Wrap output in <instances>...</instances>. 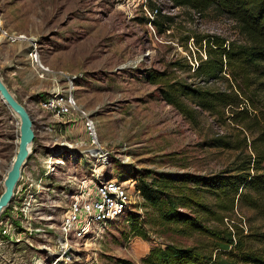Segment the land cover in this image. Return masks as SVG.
Wrapping results in <instances>:
<instances>
[{
  "label": "rangeland",
  "instance_id": "374dc122",
  "mask_svg": "<svg viewBox=\"0 0 264 264\" xmlns=\"http://www.w3.org/2000/svg\"><path fill=\"white\" fill-rule=\"evenodd\" d=\"M143 6L160 10L154 17L161 24L159 31L147 21ZM194 34L244 43L235 22L215 7L199 15L175 8L169 0H0V79L28 112L34 131L13 200L0 216V264H140L152 248L169 244L216 255L215 241L205 235L183 233L176 224L155 226L150 208L103 226L97 240L71 241L65 253L58 248L62 218L83 182L214 176L226 170L238 152L208 142L219 137L235 142L243 136L251 141L250 133L241 135L231 122L220 123L206 112L197 114L194 122L186 120L161 100L158 85L146 79L152 71L186 78L169 64L185 58L196 65L198 57L205 59L190 38ZM209 86L225 88L221 82ZM68 91L95 121L96 146L88 141L80 120L70 123L40 108L44 99ZM257 97L256 115L262 119L264 90ZM19 137V118L0 96V195ZM205 202L214 200L206 197ZM224 216L222 223L206 225L220 231L234 225L242 238L264 233V221L240 203ZM3 230L19 236L3 235Z\"/></svg>",
  "mask_w": 264,
  "mask_h": 264
},
{
  "label": "trees",
  "instance_id": "16d2710c",
  "mask_svg": "<svg viewBox=\"0 0 264 264\" xmlns=\"http://www.w3.org/2000/svg\"><path fill=\"white\" fill-rule=\"evenodd\" d=\"M169 1L175 8H189L199 15L217 8L235 22L244 43L228 42L218 35L194 34L190 38L203 49L205 59L198 57L196 65L185 58L169 64L186 78L173 76L172 71H152L146 79L158 85L161 100L186 120L194 122L197 114L206 112L220 123L231 122L241 135L250 133L251 141L247 143L243 136L235 142L227 137L208 142L213 148L238 152L235 161L217 175H163L151 183L145 175L137 180L143 209H153L156 214L151 223L162 227L176 224L183 227V233L190 230L205 235L215 241L218 250L214 255L198 247L169 244L152 248L140 264H264V233L242 238L234 225L222 231L206 225L209 221L222 223L224 214L231 213L238 203L264 221V117L256 115L257 96L264 90V0ZM157 14L161 15L160 10ZM147 21L160 30L161 24L154 18ZM211 82H221L225 88H211ZM206 197L214 202L206 203ZM186 210L188 213L183 212ZM132 228L137 231V226ZM138 235L146 239L144 234ZM117 264L134 263L118 260Z\"/></svg>",
  "mask_w": 264,
  "mask_h": 264
},
{
  "label": "built area",
  "instance_id": "2783aa9c",
  "mask_svg": "<svg viewBox=\"0 0 264 264\" xmlns=\"http://www.w3.org/2000/svg\"><path fill=\"white\" fill-rule=\"evenodd\" d=\"M143 9L150 20L158 15V8L149 11L143 6ZM30 55L33 57V54ZM33 58L36 61L37 56ZM46 69L44 72H49V69ZM39 106L56 118H67L70 123L80 120L90 144L97 145L96 123L90 114L78 105L71 91L48 97L41 101ZM70 198L59 227L58 248L61 253L67 251L71 241L79 243L97 240L101 236L103 226L122 218L129 212L142 215L144 201L140 191L136 190L134 180L122 182L117 179L83 182ZM2 233L19 236V233H12L10 230H3ZM33 264H69V262H34Z\"/></svg>",
  "mask_w": 264,
  "mask_h": 264
},
{
  "label": "water",
  "instance_id": "95a60500",
  "mask_svg": "<svg viewBox=\"0 0 264 264\" xmlns=\"http://www.w3.org/2000/svg\"><path fill=\"white\" fill-rule=\"evenodd\" d=\"M0 96L3 102L15 113L20 122L18 149L11 168L4 180V191L0 195V216L12 202L22 169L30 155L34 139L33 123L26 109L12 96L0 79Z\"/></svg>",
  "mask_w": 264,
  "mask_h": 264
},
{
  "label": "bare ground",
  "instance_id": "6f19581e",
  "mask_svg": "<svg viewBox=\"0 0 264 264\" xmlns=\"http://www.w3.org/2000/svg\"><path fill=\"white\" fill-rule=\"evenodd\" d=\"M15 38H17V37H15ZM18 39H21V40H26L27 38L26 37H24V36H20V37H18ZM29 40V39H28ZM37 60V59H36ZM38 62V61H37ZM39 67H40V65H39ZM41 68L42 69H44V67L43 66H41ZM45 71V70H44Z\"/></svg>",
  "mask_w": 264,
  "mask_h": 264
}]
</instances>
